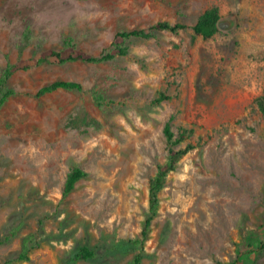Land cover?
Masks as SVG:
<instances>
[{"label":"rangeland","instance_id":"rangeland-1","mask_svg":"<svg viewBox=\"0 0 264 264\" xmlns=\"http://www.w3.org/2000/svg\"><path fill=\"white\" fill-rule=\"evenodd\" d=\"M222 15L211 39L193 27ZM160 22L129 55L18 71L0 113V264H132L150 185L169 158L171 121L194 134L160 192L141 264H229L247 231L264 264V0H0V76L21 59L76 49L101 56L118 32ZM57 81L83 91L57 90ZM166 99L157 103L161 96ZM100 97L97 101L96 97ZM88 176L64 196L69 173ZM263 243V246L260 244ZM87 246L97 257L74 261ZM28 254V261H18Z\"/></svg>","mask_w":264,"mask_h":264},{"label":"trees","instance_id":"trees-1","mask_svg":"<svg viewBox=\"0 0 264 264\" xmlns=\"http://www.w3.org/2000/svg\"><path fill=\"white\" fill-rule=\"evenodd\" d=\"M222 15L218 7H213L206 10L199 18L195 26L193 27L194 34L196 37H203L205 40L213 38L219 32V21ZM188 29L185 24L177 23L172 25L169 22H160L148 30L136 29L132 31H121L118 32L114 38V41L109 50L103 53L101 56H93L84 51L76 49L72 44V39L69 38L68 45L63 50L54 51L48 50L44 52L40 58H30L21 59L15 64L8 65L0 76V113L4 106L10 101L11 98L17 95V91L9 86V81L12 76L18 71H27L33 67L40 66L43 63H48L55 61L58 64L64 65L68 63H89V64H99L105 62H111L119 57H126L129 55V45L128 43L133 39H144L149 40L154 38L157 32L168 31L171 33L178 34L182 31ZM57 90H66L71 92H81L83 91L82 84L72 81H57L48 86L43 87L37 93L38 97L45 96L49 93H53ZM97 101H100V97H96ZM166 99L165 96H161L157 99V103L162 102ZM256 103L261 108L264 113V96L258 98ZM180 138H175V132L173 131V125L171 121L165 127V135L169 143V158L167 162L163 165L158 166V171L151 182L150 185V207L148 216L144 222L141 236L132 241V244L136 247L139 253L135 256L132 264H141L144 258V251L146 247V242L150 238L152 225L154 220L159 215L160 209V192L165 187V181L168 175L175 172L178 169L179 161L181 158L186 156L196 147L192 144H188L185 149L176 150V146L187 140L188 137L194 134L193 129L180 128ZM88 174L82 170L80 167H74L68 175L65 188L64 196L70 194L74 189L76 184L86 178ZM259 230L247 231L246 236L237 249V256L229 264H254L252 259V254L254 250V243L248 239L250 236L255 235ZM263 246V243L260 244ZM97 257L94 250L87 246H83L79 252L76 254L74 261L78 262L80 260H92ZM28 254H24L20 257L18 261H28Z\"/></svg>","mask_w":264,"mask_h":264},{"label":"water","instance_id":"water-1","mask_svg":"<svg viewBox=\"0 0 264 264\" xmlns=\"http://www.w3.org/2000/svg\"><path fill=\"white\" fill-rule=\"evenodd\" d=\"M222 19L219 21L218 27L220 28L221 26Z\"/></svg>","mask_w":264,"mask_h":264}]
</instances>
